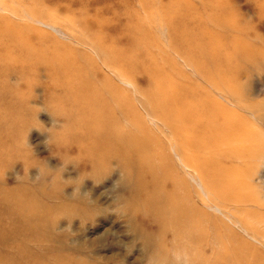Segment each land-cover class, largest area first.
<instances>
[{"label": "rangeland", "instance_id": "rangeland-1", "mask_svg": "<svg viewBox=\"0 0 264 264\" xmlns=\"http://www.w3.org/2000/svg\"><path fill=\"white\" fill-rule=\"evenodd\" d=\"M189 49L221 89L197 137L231 135L225 120L242 128L197 161L218 166L222 199L229 188L245 200H210L175 151L167 113L151 112L170 85L213 92ZM0 53V264H264V0H0ZM95 115L106 135L147 146L109 158ZM250 133L260 157L242 141Z\"/></svg>", "mask_w": 264, "mask_h": 264}, {"label": "bare ground", "instance_id": "bare-ground-1", "mask_svg": "<svg viewBox=\"0 0 264 264\" xmlns=\"http://www.w3.org/2000/svg\"><path fill=\"white\" fill-rule=\"evenodd\" d=\"M208 43H210V42H208ZM194 49H195V47H194ZM176 51H177V49H176ZM179 51L181 53H184V51L182 49H180ZM193 55H194V53L192 54L191 49H189V52L186 50L185 57H186V59L188 61V64L191 65L192 68L197 71V74H198V76L200 77L201 80H205V82L209 83L212 86L213 92L203 88L202 86H200V85H198L197 83H194V82H192L190 84V86L188 88L184 89V90H177L172 85H170L169 91L167 90L168 91V96L166 97L167 98V105L166 106H157V105L152 104V106L150 107L151 112H152L153 115L156 113L157 117H159L161 119H164V120H166L165 119V114L167 113L166 116L169 119V121H165V122H166L167 126L169 127L171 133L173 134L174 141H172V140L171 141L173 142L174 148L176 149L175 151L178 152L181 155V157L183 158V160L185 162L186 167L192 166V167L196 168V171L198 172V174L201 177V182L203 183V188L205 187L204 189H205L206 193L208 194V198L210 200H213L215 202H216V200H218V202L221 201L223 204H225L226 202H229V200H230V202H232L237 197L238 198H242V200H245V197L244 196L243 197H239L240 195L238 193H237V197L234 198V196L231 195V192L229 191L230 190L229 188L227 189V194L228 195H226V197L229 200L222 199V196L225 193L221 189L222 188L221 181L214 180V178L216 176H219L218 175V171H217V170H219L218 166H215V167H213L214 165L206 166L204 164H199L198 161H197V158L198 157H202L203 158L202 154L206 153L207 151H210L209 149L219 148V145H218L219 142H224L225 144H228L229 142H231L233 140H236V141L237 140H241L240 138H238L239 137L238 134H239V130H241L242 128L239 125H236V124H234L233 122H231L229 120H225V121H223L224 122L223 124L226 125V127L228 128V131L230 129L231 135H228V133L226 131L221 132V130L218 129V131H215L213 133V137L210 140H205V139L197 137L198 133L199 134L205 133L206 130L208 129V128L205 127V122H207L208 118H211V120H212V117H210V116L211 115L214 116V114H215V112L217 110L218 105H217L216 102L214 103L213 98H215L214 96L217 93H219L221 91V89L218 87V85L216 83V78L210 77L209 75L204 73L207 69H205L204 72H203L202 69H200V66L195 65V63L193 64V61H194V56ZM2 57L3 56L0 53V59ZM209 59H211V58H209ZM219 59H221V58H219ZM222 60H225V59H222ZM200 61H202V60H200ZM218 63H216V64H218ZM201 64H203V63H201ZM213 65H214V63H213ZM213 65H212V67H213ZM214 66L216 67V65H214ZM217 66H219V65H217ZM215 67H214V69H216ZM211 69H213V68H211ZM61 72H62V70L60 68L56 67V66H53V67L50 68V76L53 79L54 78L57 79V81L55 83L56 84L63 83V87L62 88H65L64 82L61 81L63 75L61 76V78H58V76L61 75ZM213 73H215V71ZM116 74H117V76L120 77V79L124 83H126L127 85H131V83L129 81H127L128 78H126V76H128V75H127V73L125 71L122 72L120 70V72H116ZM215 76H216V74H215ZM76 78L79 79L78 76ZM56 79H54V80H56ZM223 80L225 81L224 78H223ZM205 85H207V84H205ZM223 87H225V86H223ZM212 89H210V90H212ZM198 92H200V93H198ZM225 92L226 91H224V93ZM222 96H223V94H222ZM87 100H88V97H87V93H86L85 94V98L82 99V101L86 102ZM186 110H188V111H186ZM15 117H16V115H15ZM80 120H81V117H80ZM91 130H93V131L100 130L102 132V136L101 137H96V139H95V140H99V143H106V140H108L110 142H113L111 150L108 151L109 158L129 159L130 155H132L133 150H138L140 148H143V147L147 146V144H142V142L137 140V139H125L126 140V143H125V140H121L122 138L121 139L117 138L112 133L107 132V135H106V117H104V116H101V117L98 116V115L93 116V125L91 126ZM194 131H196L197 133H193ZM90 133H91V131H90ZM92 135H93V133H92ZM84 137H86V136H84ZM247 137L249 138V140H242V141L246 145L249 144V146H251V149L253 151H255L253 153V156L260 157L263 154V149L259 146L258 143L254 142V140L252 139V134L251 133L247 134ZM232 138H234V139H232ZM129 141H133V142H136L138 144H133V143H130ZM125 144H128L130 147L129 148L123 147ZM255 147H257V148H255ZM244 148L245 147H242V149H232V148H228V149H229V152H233L234 151L235 154H237V152H239V151H241L240 153H242L244 151L243 150ZM95 153L98 154L97 158H98V160L100 162V159H102L101 158L102 156L100 155L101 152L99 151L98 147L95 148ZM90 158L93 160V158L91 156H90ZM93 162H96V161H93ZM96 169L98 170V168H96ZM188 171H190V170H188ZM220 171L221 172L223 171L224 173L226 172L224 169H222ZM237 180H241V178L238 177ZM233 203L243 204L244 207H245L247 202L246 201H234ZM26 204H27V202H26ZM249 207L251 208V206H249ZM172 209L174 211L180 212L182 220L187 218V217H192V213L187 208V206H186V204L184 202L182 204H180V202L177 201V203H176L173 200ZM217 209L219 211H223L219 206L217 207ZM35 212H37V210ZM33 214H34V212H33ZM25 217H27V216H25ZM236 221H237L236 222L237 224L240 223L242 225L244 231L248 234L249 233V231H248L249 228L244 226L245 224L242 223L240 220L237 219ZM174 222L179 223L181 221L176 219ZM256 222L261 223V222H264V221L258 220ZM260 228H262V227H260ZM177 230H178V228H177ZM226 237H227V239H230L229 235H226ZM258 237H259V235H258ZM196 239H198V238L196 237ZM203 249H205V247H203ZM241 252L243 253L244 251H241ZM233 258H234V260L236 261L237 264L245 263V261L240 256H234ZM248 259L250 260V258H248ZM211 264H232V260L230 258L225 260L223 257L219 256V257L216 258L215 262L211 263ZM250 264H256V263L250 261Z\"/></svg>", "mask_w": 264, "mask_h": 264}]
</instances>
